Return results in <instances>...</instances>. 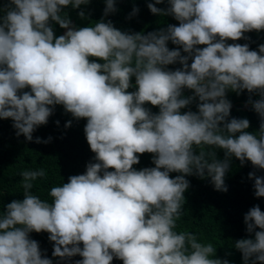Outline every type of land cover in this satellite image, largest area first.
<instances>
[{"label": "clouds", "instance_id": "9594fccd", "mask_svg": "<svg viewBox=\"0 0 264 264\" xmlns=\"http://www.w3.org/2000/svg\"><path fill=\"white\" fill-rule=\"evenodd\" d=\"M167 2L164 9L151 2L147 7L179 23L141 34L121 31L103 17L91 26L70 27L61 6L88 0H10L0 17V118L10 117L16 134L31 140L34 128L46 124L49 105L62 104L85 120V136L76 139L95 162L52 186L51 202L29 191L43 169L25 167L20 173L23 199L8 202L0 212V264H52L29 238L33 230L49 233L53 256L78 253L82 259L74 264H110L113 256L123 264H229L212 257L210 243L174 228L195 194L183 174L195 170L210 177L215 189L226 191L229 157L264 168V43L258 51L226 43V38L264 29V0ZM114 10L113 0H105L104 14ZM136 11L133 7L132 14ZM50 19L67 30L54 36ZM169 40L180 48L169 49ZM200 44L206 46L196 47ZM176 61L180 68L165 67ZM133 76L136 86L130 85ZM26 86L30 91L18 94ZM183 88L193 94L183 96ZM228 89L258 93L259 99L237 107L244 115H259L258 132L247 131L246 118L225 120ZM193 96L197 111L181 112ZM145 102L159 111L152 113ZM202 146L221 148L226 158L218 160ZM145 151L155 154V166L137 170L132 167L136 153ZM172 171L181 174L169 176ZM253 187L255 196L264 197V176H255ZM243 219L246 231L260 230L253 238L235 240L234 246L244 264L264 262V211L254 205Z\"/></svg>", "mask_w": 264, "mask_h": 264}, {"label": "trees", "instance_id": "16d2710c", "mask_svg": "<svg viewBox=\"0 0 264 264\" xmlns=\"http://www.w3.org/2000/svg\"><path fill=\"white\" fill-rule=\"evenodd\" d=\"M153 3L156 7L164 9L168 7L167 0H161L156 4V0H113L114 11L104 14L105 0H88L87 4H81L72 7L71 4L61 6V14L66 16L70 21V27L79 28L91 26L100 20L111 21L113 27L128 33L140 32L146 34L149 31L165 28L168 24L177 25V21L171 14L152 13L147 7L148 3ZM10 0H0V17L4 15L7 8L10 7ZM135 7L137 11L132 14ZM83 11L84 15H78ZM54 36L61 35L66 28L61 27L57 22L49 20ZM247 37V39H245ZM226 43L248 44L250 50H257L258 45L264 43V29L249 30L244 32L242 37L232 40L226 38ZM169 49L180 48L179 45L173 44L171 40L166 42ZM200 44L196 47H204ZM181 55H187L181 49ZM90 60L102 62L97 57H89ZM192 57H189L187 63H191ZM168 70H175L181 67L179 61L165 65ZM130 85H135V77H130ZM135 87H129L127 91H134ZM23 91H30L26 86L18 90V94ZM192 89L183 88L182 95L187 97L193 94ZM226 98L230 101L228 119L246 118L249 121L247 131L258 132L260 126V117L258 114L249 113L244 115V110L237 111V107L242 102L251 104V101L259 99L257 92H249L247 89L226 90ZM198 98L193 96L192 101L181 108L180 111H197ZM144 106L152 113L159 111L157 105L145 102ZM52 109L46 124L38 125L34 128L31 135L33 139L28 140L23 133L17 135V130L13 127V121L9 118H0V212L5 210V205L16 199H23V177L21 172L28 170L43 169L44 175L38 176L36 181H31L32 187L29 191L38 195L41 199L51 202L52 197L48 195L52 186L67 182L70 175L82 174L85 171L86 164L95 162L88 159L89 154L84 152L85 147L77 138L83 140L85 133L83 127L85 120L80 117H74L69 111L65 110L62 104L49 105ZM85 119V117H84ZM58 121V123H57ZM70 124L65 127V122ZM47 122L50 124L47 126ZM69 140L71 137H73ZM40 137L41 142L36 141ZM50 137V139H48ZM47 142H44V141ZM205 152L214 151L215 158L218 160L225 159L224 150L211 146H202ZM200 148L194 146V151ZM94 157L95 153L92 151ZM138 162L132 167L139 170L143 167L155 166L152 157L155 155L151 152L136 153ZM229 166L224 174V184L227 186L226 191L217 190L213 187L210 177L207 175L200 176L195 174H183L188 180V185L193 184L195 194L191 200L190 208L184 210L176 218L174 230L177 232H192L196 239L202 243H210L215 249L212 254L213 258H220L229 261V264H244L242 253L235 248L234 242L237 239L253 238L254 232L260 230L258 226L253 232L246 231L244 214L249 208L256 205L261 211H264V197L255 196L253 182L255 176H264V168L254 166L251 161L245 158L241 163L240 159L234 155L229 157ZM109 171L113 170L111 167ZM249 172L254 176L250 178ZM76 173V174H75ZM181 173L172 171L169 176L180 175ZM187 189V188H186ZM185 189V190H186ZM184 190V191H185ZM30 239L38 243L42 257H48L52 264H74L75 261L82 259L77 253L72 256H53V243L49 240V233L41 230L39 232L30 231ZM82 247V242L80 245ZM252 257H249V261ZM110 264H123V261L115 256ZM255 264H264L256 261Z\"/></svg>", "mask_w": 264, "mask_h": 264}, {"label": "rangeland", "instance_id": "374dc122", "mask_svg": "<svg viewBox=\"0 0 264 264\" xmlns=\"http://www.w3.org/2000/svg\"><path fill=\"white\" fill-rule=\"evenodd\" d=\"M66 30H67V29H66ZM66 30H65V31H66ZM242 111H243V110H242Z\"/></svg>", "mask_w": 264, "mask_h": 264}]
</instances>
